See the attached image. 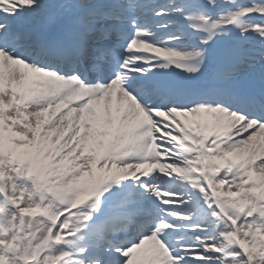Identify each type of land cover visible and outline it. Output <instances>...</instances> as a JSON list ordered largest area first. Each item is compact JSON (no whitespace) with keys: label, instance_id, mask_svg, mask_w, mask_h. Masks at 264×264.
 I'll list each match as a JSON object with an SVG mask.
<instances>
[{"label":"snow or ice","instance_id":"6c2138e0","mask_svg":"<svg viewBox=\"0 0 264 264\" xmlns=\"http://www.w3.org/2000/svg\"><path fill=\"white\" fill-rule=\"evenodd\" d=\"M0 264H264V0H0Z\"/></svg>","mask_w":264,"mask_h":264}]
</instances>
